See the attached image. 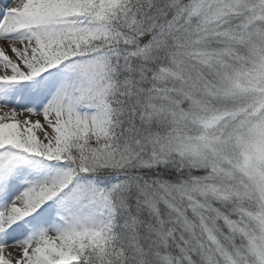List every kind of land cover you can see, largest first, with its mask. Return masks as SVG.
<instances>
[{
    "label": "snow or ice",
    "instance_id": "6c2138e0",
    "mask_svg": "<svg viewBox=\"0 0 264 264\" xmlns=\"http://www.w3.org/2000/svg\"><path fill=\"white\" fill-rule=\"evenodd\" d=\"M0 264H264V0H0Z\"/></svg>",
    "mask_w": 264,
    "mask_h": 264
},
{
    "label": "rangeland",
    "instance_id": "374dc122",
    "mask_svg": "<svg viewBox=\"0 0 264 264\" xmlns=\"http://www.w3.org/2000/svg\"><path fill=\"white\" fill-rule=\"evenodd\" d=\"M35 119V118H34Z\"/></svg>",
    "mask_w": 264,
    "mask_h": 264
}]
</instances>
